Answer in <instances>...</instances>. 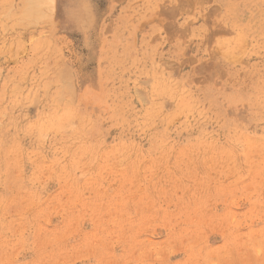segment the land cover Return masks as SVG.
<instances>
[{
    "label": "rangeland",
    "instance_id": "obj_1",
    "mask_svg": "<svg viewBox=\"0 0 264 264\" xmlns=\"http://www.w3.org/2000/svg\"><path fill=\"white\" fill-rule=\"evenodd\" d=\"M0 264H264V0H0Z\"/></svg>",
    "mask_w": 264,
    "mask_h": 264
}]
</instances>
